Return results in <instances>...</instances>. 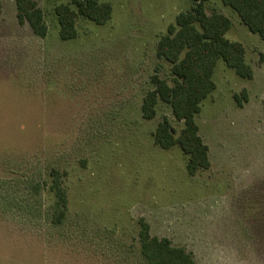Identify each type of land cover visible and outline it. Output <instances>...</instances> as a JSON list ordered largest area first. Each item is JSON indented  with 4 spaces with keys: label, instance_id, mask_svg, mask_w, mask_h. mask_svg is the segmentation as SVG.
<instances>
[{
    "label": "rangeland",
    "instance_id": "374dc122",
    "mask_svg": "<svg viewBox=\"0 0 264 264\" xmlns=\"http://www.w3.org/2000/svg\"><path fill=\"white\" fill-rule=\"evenodd\" d=\"M34 1L45 37L0 0V264H146L141 219L194 264H264V40L221 0L203 2L231 20L225 37L253 75L217 60L195 116L210 166L189 174L178 145L154 143L163 118L175 137L183 121L161 100L151 118L141 105L154 76L175 82L156 44L192 0H96L110 18L77 15L67 40L55 7L75 0Z\"/></svg>",
    "mask_w": 264,
    "mask_h": 264
},
{
    "label": "trees",
    "instance_id": "16d2710c",
    "mask_svg": "<svg viewBox=\"0 0 264 264\" xmlns=\"http://www.w3.org/2000/svg\"><path fill=\"white\" fill-rule=\"evenodd\" d=\"M204 1L192 0L191 8L180 12L167 33L159 38L156 54L171 64L175 82L169 85L164 79L154 76L155 87L146 93L141 105L142 115L151 118L155 115L157 102L161 100L171 106L177 120L183 121L184 126L175 137L172 125L163 118L154 132V143L162 148L178 145L187 155L189 174L210 166L208 146L198 133L195 116L201 109V102L215 88L212 74L217 60L222 59L240 77L249 79L253 75L246 62L243 45L225 37L231 20L220 12L207 14ZM221 2L237 13L248 31L264 40V0ZM74 3L75 9L64 3L55 7L62 40L76 36L77 15L98 24L105 23L111 16L112 8L107 2L75 0ZM15 5L18 22L27 23L35 35L45 37L47 27L37 3L34 0H15ZM243 95L246 97L244 92ZM53 189L56 195L53 223L60 224L65 216L67 198L60 182L55 181ZM140 223L141 254L146 264H194L192 256L184 248L172 246L167 238L151 236L147 222L141 219Z\"/></svg>",
    "mask_w": 264,
    "mask_h": 264
}]
</instances>
